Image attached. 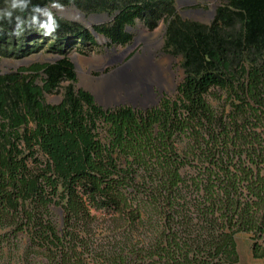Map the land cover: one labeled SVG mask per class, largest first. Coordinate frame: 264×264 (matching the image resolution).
<instances>
[{
	"label": "trees",
	"instance_id": "16d2710c",
	"mask_svg": "<svg viewBox=\"0 0 264 264\" xmlns=\"http://www.w3.org/2000/svg\"><path fill=\"white\" fill-rule=\"evenodd\" d=\"M58 3L113 20L91 32L51 0L29 2L37 21L53 13L51 36L39 23L11 35L28 9L0 19V58L61 56L0 73V264H239L240 234L264 259V0H223L209 24L180 17L176 0ZM140 21L165 22L182 82L149 108L105 109L76 88L67 49L99 34L125 46Z\"/></svg>",
	"mask_w": 264,
	"mask_h": 264
},
{
	"label": "rangeland",
	"instance_id": "374dc122",
	"mask_svg": "<svg viewBox=\"0 0 264 264\" xmlns=\"http://www.w3.org/2000/svg\"><path fill=\"white\" fill-rule=\"evenodd\" d=\"M222 2L223 0H176V8L180 17L209 24L214 19L210 13L214 12ZM57 12L68 20L81 23L91 32L95 26L107 24L113 20L107 14L86 15L74 8H61L57 9ZM141 29H146L150 34H144ZM165 29L166 24L163 21L153 31L145 28L140 21L130 30L133 40L125 46H113L108 39L99 34L94 35L97 42L95 46L77 44L67 49V56L76 69V88L92 92L97 100L108 108H114L115 103H122V105H135L136 108L142 109L149 97L143 96L142 92L133 97L130 93H125V90L129 84L127 78L134 74L133 65L144 62L150 72L151 78L148 80L150 86L159 84L164 94L175 96L182 82L183 72L180 67L181 60L177 58L168 60L166 59L168 56L163 52ZM157 31H161L159 35L156 37L151 35ZM161 39L163 42L160 45ZM79 47L87 53H78ZM60 57L59 52L47 46L37 53L17 59L0 58V73L17 71L20 67H29L38 62L54 63ZM67 85L68 83H64V86ZM62 93L48 95L46 99L50 103L59 104ZM211 100L213 104H217L216 101ZM94 214L101 222L106 211H97ZM236 241L240 256L239 264H264V259H254L252 256L250 235L240 234L236 237Z\"/></svg>",
	"mask_w": 264,
	"mask_h": 264
},
{
	"label": "clouds",
	"instance_id": "9594fccd",
	"mask_svg": "<svg viewBox=\"0 0 264 264\" xmlns=\"http://www.w3.org/2000/svg\"><path fill=\"white\" fill-rule=\"evenodd\" d=\"M29 2L30 0H10V3L6 8L0 9V19L8 20L11 23L14 11L23 13L25 9H28V11L31 13L28 20H22L20 15L15 16V27L12 29L11 35L19 36L23 32V28L21 27L22 24L31 23L33 25H37V23H39L37 30L38 33L44 37L51 36L58 27L53 13L48 8H46L47 11H44L43 15L46 16L47 19L43 21H37L35 13L42 12V9L38 4L31 5L29 8ZM62 7L63 5L58 3V0H51V8L61 9Z\"/></svg>",
	"mask_w": 264,
	"mask_h": 264
},
{
	"label": "water",
	"instance_id": "95a60500",
	"mask_svg": "<svg viewBox=\"0 0 264 264\" xmlns=\"http://www.w3.org/2000/svg\"><path fill=\"white\" fill-rule=\"evenodd\" d=\"M210 15L213 16V18H215V11L212 12V13H210ZM93 31H94V29H93ZM94 32H95V31H94ZM166 55H167L168 57L174 59L173 56L168 55V54H166ZM179 60H181V59H179ZM181 72L184 73V70L181 69ZM129 83H130V82H129ZM135 87H136V86H135ZM126 88H127V90H125V93H130L133 97H136L137 93H140V94H141V92H142V93L146 96L147 93H148V95H149V93L151 92V86H150L149 82H147V81H141L139 87H138L137 89H135V90L131 89V87L128 88L127 86H126ZM84 90H85V89H84ZM86 91H88V90H86ZM88 92H90V91H88ZM161 92H162V91H161ZM90 93L93 95L95 101H96L100 106L102 105L105 109H108V106L104 105L103 103H100V102L97 100V97H96L95 94H93L92 92H90ZM161 95H162V96L164 95L163 92L161 93ZM146 100H147V101H146V103H145V108H149L151 105H157V104L160 102V99H157L156 101H153L152 99H151V101H150V99H146ZM121 105H122V103H115V105H113V106H114V108H115V107H121ZM133 107L136 108L135 105H133ZM59 212L61 213V210H59Z\"/></svg>",
	"mask_w": 264,
	"mask_h": 264
},
{
	"label": "bare ground",
	"instance_id": "6f19581e",
	"mask_svg": "<svg viewBox=\"0 0 264 264\" xmlns=\"http://www.w3.org/2000/svg\"><path fill=\"white\" fill-rule=\"evenodd\" d=\"M141 32H143L144 34H150V33H148V31L146 29H141ZM160 32L161 31H157L156 33L151 34V35L156 37L157 35L160 34ZM162 42L163 41L161 39L160 40V45H161ZM166 59L170 60L172 58L166 57ZM133 69H134V74L131 77L127 78L128 82H130L129 84H127L128 88L131 87V89L135 90V89H137L139 87L141 81L150 82V81H148L149 78H151L149 76L150 72H149V70H147V67H146L144 62H142L141 64L133 65Z\"/></svg>",
	"mask_w": 264,
	"mask_h": 264
},
{
	"label": "flooded vegetation",
	"instance_id": "af4514ba",
	"mask_svg": "<svg viewBox=\"0 0 264 264\" xmlns=\"http://www.w3.org/2000/svg\"><path fill=\"white\" fill-rule=\"evenodd\" d=\"M156 85V84H155ZM155 85H153V86H155ZM153 86H151V92L149 93V95H148V93L146 94L148 97H149V99H150V101H151V99L153 100V101H156L157 99H161L162 98V95H161V93L163 92L162 90H161V85H156V87H154L153 88ZM162 91V92H161ZM143 94V93H142ZM164 94V93H163ZM143 96H145L144 94H143ZM142 100V99H141ZM143 101V100H142Z\"/></svg>",
	"mask_w": 264,
	"mask_h": 264
}]
</instances>
